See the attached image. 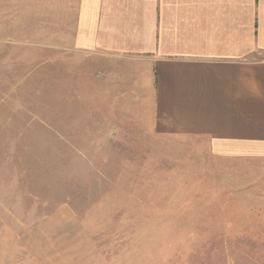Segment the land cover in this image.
I'll list each match as a JSON object with an SVG mask.
<instances>
[{
    "label": "rangeland",
    "instance_id": "374dc122",
    "mask_svg": "<svg viewBox=\"0 0 264 264\" xmlns=\"http://www.w3.org/2000/svg\"><path fill=\"white\" fill-rule=\"evenodd\" d=\"M55 86L53 48L0 44V264H34L23 235L60 206L111 264H264V161L142 133L78 81L67 103Z\"/></svg>",
    "mask_w": 264,
    "mask_h": 264
},
{
    "label": "crops",
    "instance_id": "0c3cea01",
    "mask_svg": "<svg viewBox=\"0 0 264 264\" xmlns=\"http://www.w3.org/2000/svg\"><path fill=\"white\" fill-rule=\"evenodd\" d=\"M0 44L53 48L59 102L78 81L111 120L264 161V0H0ZM23 236L34 264H111L68 206Z\"/></svg>",
    "mask_w": 264,
    "mask_h": 264
}]
</instances>
